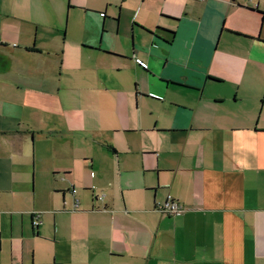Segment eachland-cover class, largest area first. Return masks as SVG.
Here are the masks:
<instances>
[{"label":"crops","instance_id":"1","mask_svg":"<svg viewBox=\"0 0 264 264\" xmlns=\"http://www.w3.org/2000/svg\"><path fill=\"white\" fill-rule=\"evenodd\" d=\"M0 264H264V0H0Z\"/></svg>","mask_w":264,"mask_h":264},{"label":"built area","instance_id":"2","mask_svg":"<svg viewBox=\"0 0 264 264\" xmlns=\"http://www.w3.org/2000/svg\"><path fill=\"white\" fill-rule=\"evenodd\" d=\"M96 188V186H94ZM72 193L74 194L75 189L72 187L71 189ZM104 193H100L97 195L99 198L103 197ZM63 204L66 206L68 205V201L66 199H63ZM72 206L75 208L78 206V198L74 197ZM155 207L159 209L162 212L169 213V214H179L183 211V206L172 196L171 193H167L164 200H157L155 202ZM40 214L39 213H33V219L32 223L34 226H37L40 222Z\"/></svg>","mask_w":264,"mask_h":264},{"label":"rangeland","instance_id":"3","mask_svg":"<svg viewBox=\"0 0 264 264\" xmlns=\"http://www.w3.org/2000/svg\"><path fill=\"white\" fill-rule=\"evenodd\" d=\"M39 182L42 184L43 183V177L42 176H39ZM94 186H96V188H94ZM97 186H98V184L97 183H91L89 186H88V188H89V191H94L95 192V190L97 189Z\"/></svg>","mask_w":264,"mask_h":264}]
</instances>
